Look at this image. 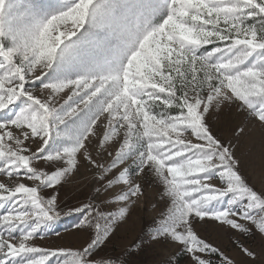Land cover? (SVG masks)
<instances>
[{
	"label": "snow or ice",
	"instance_id": "6c2138e0",
	"mask_svg": "<svg viewBox=\"0 0 264 264\" xmlns=\"http://www.w3.org/2000/svg\"><path fill=\"white\" fill-rule=\"evenodd\" d=\"M225 108L243 118L234 137L264 130V0H0V264H128L143 241L105 249L144 180L159 189L149 243L234 264L195 231L211 221L254 264L264 177L216 134ZM82 167L94 187L65 210ZM73 214L81 247L36 243Z\"/></svg>",
	"mask_w": 264,
	"mask_h": 264
},
{
	"label": "rangeland",
	"instance_id": "374dc122",
	"mask_svg": "<svg viewBox=\"0 0 264 264\" xmlns=\"http://www.w3.org/2000/svg\"><path fill=\"white\" fill-rule=\"evenodd\" d=\"M242 120L238 112L228 108L213 116L216 134L221 139H230L236 144L235 152L240 160L241 171L249 177L250 182L259 187L261 178L264 177V130L250 126L245 135L236 138L233 133ZM141 183L145 187L144 198L132 209L128 221L117 229L105 251L110 255L125 256L126 250L137 241H143L135 254L125 256L128 264H163L166 260H171V264H192L180 245L148 242L146 225L151 224L160 213V208L154 207L159 201V189L148 180ZM94 184L92 172L82 167L80 172L60 189L61 207L66 210L86 201ZM44 195H48V192H44ZM79 220L78 214L62 216L55 231L49 232L44 239L36 243L51 249L81 247L86 237L76 228ZM194 227L202 239L220 248L233 259L234 264H253L234 246L233 240L237 238L234 232L211 221L198 223ZM244 243L256 253L254 264H264V240L257 236L254 240H245Z\"/></svg>",
	"mask_w": 264,
	"mask_h": 264
}]
</instances>
